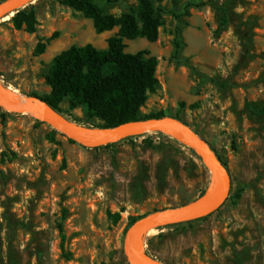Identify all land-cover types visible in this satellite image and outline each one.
Segmentation results:
<instances>
[{
	"label": "rangeland",
	"instance_id": "rangeland-1",
	"mask_svg": "<svg viewBox=\"0 0 264 264\" xmlns=\"http://www.w3.org/2000/svg\"><path fill=\"white\" fill-rule=\"evenodd\" d=\"M153 1L167 11L158 41L125 40L126 52L149 50L159 61L158 85L142 116L183 121L218 156L230 189L206 219L155 225V233L141 236V252L157 264H264V0ZM188 1L205 5L186 16ZM97 4L121 17L136 12L138 0ZM31 7L34 34L12 21ZM220 7L227 10L224 26ZM19 11L0 21V81L11 97H46L45 76L56 55L86 44L106 49L118 32L96 34L91 20L60 0H34ZM53 36L37 54L38 43ZM61 109L78 127L101 124L68 100ZM181 142L153 130L89 148L29 113L0 107V156H18L0 168V264H129L123 242L135 219L210 189L202 160Z\"/></svg>",
	"mask_w": 264,
	"mask_h": 264
},
{
	"label": "trees",
	"instance_id": "trees-1",
	"mask_svg": "<svg viewBox=\"0 0 264 264\" xmlns=\"http://www.w3.org/2000/svg\"><path fill=\"white\" fill-rule=\"evenodd\" d=\"M97 1H104L107 4L117 2V0H60V3L91 20L98 35L116 28L118 32L107 39L106 49L100 50L92 44H86L71 46L56 55L45 76L50 93L46 97L38 98L60 114L61 104L68 100L70 108L81 107L88 119L100 120L98 128H114L132 121L163 118V113L147 116H142L141 113L147 103L148 93L158 85L156 73L159 61L149 50H141L134 54L126 52L125 40L143 38L150 43L157 42L167 11L162 6H156L153 0H138L136 12L116 17L105 13ZM204 5L202 2L188 1L184 4V15L189 16L191 8H200ZM218 9L223 13L222 26L227 25V10L224 7ZM174 17L181 19L182 16L174 14ZM12 21L18 30L25 28L30 34L37 31L33 7L30 11H19ZM55 36L46 39L45 43L39 42L36 53H44L47 44ZM178 38L177 35L174 40L176 54L181 48ZM146 143L153 146L151 140H147ZM113 145L114 142L107 144V147ZM17 158V153L3 151L0 156V168ZM204 169L208 173L205 166ZM237 198H240V194H237ZM109 215L115 223L120 220L119 214ZM192 222L175 224L184 225Z\"/></svg>",
	"mask_w": 264,
	"mask_h": 264
},
{
	"label": "water",
	"instance_id": "water-1",
	"mask_svg": "<svg viewBox=\"0 0 264 264\" xmlns=\"http://www.w3.org/2000/svg\"><path fill=\"white\" fill-rule=\"evenodd\" d=\"M21 8H18V0H5L0 3V21L13 16ZM28 101L31 102L25 104L14 102L11 93L0 81V107L3 110L13 113H29L41 122L61 132L67 139L85 147L96 148L115 143L132 135L147 133L150 130L161 131L159 128L169 126L182 134L185 144L200 157L204 166L208 169L212 182L210 189L204 195L183 206L141 216L128 228L123 242V252L129 264H141L139 257H145L157 264L148 255L141 252L140 240L145 226L149 224L155 226L186 223L204 218L213 213L228 195L230 177L226 168L212 148L183 121L171 117H163L132 121L114 128H82L75 125L76 129H72L69 127V124L72 123L67 121L47 103L35 98H28ZM36 102H39L40 105H37ZM225 184L227 185L225 194L221 202L215 206L216 199ZM202 205V209L199 210Z\"/></svg>",
	"mask_w": 264,
	"mask_h": 264
},
{
	"label": "bare ground",
	"instance_id": "bare-ground-1",
	"mask_svg": "<svg viewBox=\"0 0 264 264\" xmlns=\"http://www.w3.org/2000/svg\"><path fill=\"white\" fill-rule=\"evenodd\" d=\"M32 1H34V0H18V8H21V7H23L24 5H26V4H28V3L32 2ZM6 19H9V17L6 18ZM12 100H13L14 102H19V103H22V104H25V103H29V102H31V101H28V98H25V97H20V98H18V97H13V96H12ZM36 104H37V105H40L39 102H36ZM69 127L72 128V129H76V127H75L74 124H69ZM159 129H160L162 132H165V133H167V134H171L173 137H175V138L178 139L179 141H182L181 143H185L182 134H180L179 132H177L176 129H174V128H172V127H169V126H168V127H161V128H159ZM151 131H152V130H150V131H148L147 133H144V134H150ZM105 139H108V138H105ZM226 189H227V185L225 184L224 187L222 188V190H221L219 196H218L217 199H216L215 206L221 202V200H222V198H223V196H224V194H225ZM202 207H203V205L199 208V210L202 209ZM154 230H155V226H154L153 224H149V225H147V226L144 227V229H143V231H142V235H143V234L153 233ZM154 233H155V232H154ZM139 262H140L141 264H154L153 262H151L150 260H148V259L145 258V257H139Z\"/></svg>",
	"mask_w": 264,
	"mask_h": 264
}]
</instances>
